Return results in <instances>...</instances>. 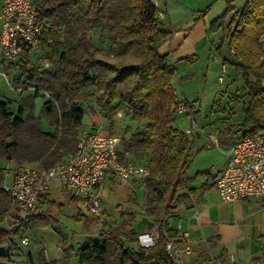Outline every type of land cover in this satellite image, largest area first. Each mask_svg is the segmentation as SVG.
I'll use <instances>...</instances> for the list:
<instances>
[{
	"label": "trees",
	"instance_id": "16d2710c",
	"mask_svg": "<svg viewBox=\"0 0 264 264\" xmlns=\"http://www.w3.org/2000/svg\"><path fill=\"white\" fill-rule=\"evenodd\" d=\"M154 1L32 0L49 65L44 67L32 57L7 64L17 73L10 81L14 91L30 88L34 96L45 94L46 99L38 115L24 116L21 106L13 109L14 100L0 98V160L16 164L26 160L45 169L55 166L74 150L84 105L93 99L108 120L122 110L134 125L121 149L118 142L119 159L149 168L142 180L141 215L148 228L156 226L155 243L139 245L137 214L124 212L112 229L86 238L72 253L75 264H169L164 240L174 232L167 220L179 203L196 201L206 187L185 183L195 141L175 124L177 67L168 54L158 51L171 31L163 27ZM235 1L225 0L224 11L209 25L211 31L221 30V44L233 51L232 60L222 62L231 64L242 83L232 100L242 103L243 117L234 130H221L219 138L230 133L232 138L256 139L264 134V0H241L238 6ZM92 29L108 35L104 51L86 36ZM188 108L194 117L197 111L189 103ZM41 117L51 128L41 127ZM6 174L0 166V264L12 263L20 250L15 238L50 223L40 212L16 217L10 229L2 227L12 208L2 188ZM38 255L37 264H54L43 250ZM68 258L61 264H71Z\"/></svg>",
	"mask_w": 264,
	"mask_h": 264
},
{
	"label": "crops",
	"instance_id": "0c3cea01",
	"mask_svg": "<svg viewBox=\"0 0 264 264\" xmlns=\"http://www.w3.org/2000/svg\"><path fill=\"white\" fill-rule=\"evenodd\" d=\"M223 2L225 0H155L156 6L163 13L160 16L163 27L171 31V36L158 47V51L168 54L177 67L175 77L184 73L190 76L193 67L200 65L205 58L209 59L212 55L215 60L220 59V67L223 71L229 63H223L222 60H232L233 51L228 49L225 43L220 42L222 32L216 38L211 37L213 33L221 30H209L211 21L225 9L226 2L219 13ZM223 46L227 48L232 58L227 56L228 54H222ZM0 67H3L1 74L10 86L7 77L3 74L7 65L0 61ZM9 70L14 71V68ZM233 75V80H237L234 73ZM0 96L5 97L1 93ZM182 99L185 100L184 97L177 96V101ZM239 104L242 108V103ZM84 108L80 130L94 127L101 134L117 136L114 132L117 123L115 117L112 120L105 118L93 99L86 103ZM242 117L240 115L239 121L232 123L218 121L216 118L207 126L201 127L199 129L201 133L195 131L188 135L195 141L190 162L204 153L205 149H209L211 144L216 148L212 156L207 159L209 168H205L200 163L202 165L186 173V185L198 189L205 185V189L197 195L196 201L190 199L179 203L175 213L167 220V225L174 235L184 236L192 247V254L186 257L188 264H214V259H220L224 264H264V195L225 202L221 200L215 186L217 176L230 160L229 148L237 139L232 138L230 133H224L219 138V132L223 129L234 130ZM110 121L113 124V131L109 130ZM6 162L7 174L4 182L8 183L18 166L12 161ZM10 165L13 167L11 168ZM8 170H11L10 173ZM143 192V183L140 179L107 178L101 189L100 212L93 215L85 210L78 196L64 191L60 182L53 180L40 197V212L50 219L49 224L54 228L57 227L58 235L61 234L62 237L58 242L60 252L52 259V263L61 264L63 258L68 256L69 263L75 264L76 259L72 253L86 238H96L102 231L112 229L121 213L134 211L137 214L134 228L138 233L143 232L148 228L147 220L141 215ZM11 210L1 224L5 229L11 227V224L6 226L7 219H11L13 223L14 211ZM14 213L17 217L26 216L24 213ZM24 236L28 237V241L25 245H21L20 239ZM15 241L20 250L9 264H37V258L35 259L32 252L26 248L30 241L28 231L15 238Z\"/></svg>",
	"mask_w": 264,
	"mask_h": 264
},
{
	"label": "built area",
	"instance_id": "2783aa9c",
	"mask_svg": "<svg viewBox=\"0 0 264 264\" xmlns=\"http://www.w3.org/2000/svg\"><path fill=\"white\" fill-rule=\"evenodd\" d=\"M162 14L160 11L159 16ZM42 37L43 27L32 0H3L0 9L2 63L7 65L20 58L35 57L39 64L48 66L46 58L36 55L44 45ZM219 80H222L221 76ZM174 110L175 113L189 111L187 101L178 100ZM117 115L122 114L118 111ZM190 118V124L183 130L187 135L196 127L194 118ZM118 142L119 137L101 134L90 127L80 130L74 150L55 166L45 169L32 163L19 164L10 181L2 186L11 198L12 210L18 214L40 213V197L56 179L64 191L81 199L87 212L99 214L101 189L107 178L143 180L149 174L147 165L119 159ZM229 154L227 166L215 181L221 200L232 202L264 195V134L256 139L250 136L236 139ZM156 237V226H152L138 234V243L144 247L152 246ZM27 241L28 237L24 236L20 244L25 245ZM164 248L169 264H188L186 257L192 254V247L184 236L165 237ZM229 260H232L231 256ZM213 263L224 264L220 259H214Z\"/></svg>",
	"mask_w": 264,
	"mask_h": 264
},
{
	"label": "rangeland",
	"instance_id": "374dc122",
	"mask_svg": "<svg viewBox=\"0 0 264 264\" xmlns=\"http://www.w3.org/2000/svg\"><path fill=\"white\" fill-rule=\"evenodd\" d=\"M241 0H236L233 5L238 6ZM2 0H0V5ZM222 3V2H221ZM225 2H223V7L219 11V13L223 10ZM221 31H217V33H211L212 38L218 37ZM86 36L91 40L99 49L105 50L109 45V38L108 35L100 31L99 29H92L86 33ZM41 49L37 52V56L42 58L44 57V53L47 50L45 46L46 43ZM215 53V52H214ZM222 54L230 56L228 50L225 46L222 47ZM217 55V54H216ZM219 57V56H218ZM217 57V58H218ZM232 58V55L230 56ZM228 58V57H227ZM37 58H33L34 62L38 63ZM47 59V58H46ZM49 61V59H47ZM220 59L215 60L213 55L207 59L205 58L201 64L196 65L191 70V75L186 76L184 73L183 78L179 80L176 76L174 79V86L176 90V94L178 97H184L185 100L192 104L194 109L197 111V114L193 117L196 127L195 131H200L199 129L203 126H207L210 121L217 118L218 121L222 122H238L240 115L243 116V113L240 112L241 105L239 103H234L232 98L237 94H240V85L241 80H233V67L228 64L224 71L221 70L220 67ZM44 66L43 64H41ZM45 67V66H44ZM0 67V93L5 96V98H10L14 100L16 103L13 106V109L16 110L18 106H21L24 110L23 115H38L39 110L43 101L46 99L45 94H39L38 96H34L32 89H25L23 91H14L7 81L5 77L1 74L4 69ZM190 73V72H188ZM16 71H10L8 67H5L4 75L7 77L8 82L10 83L11 79L16 75ZM235 74V73H234ZM218 76L222 77V80L218 79ZM91 89V88H88ZM226 89V90H225ZM0 98H3L0 96ZM88 103V102H87ZM232 107V108H230ZM230 108V111H229ZM87 109V108H86ZM189 110V108H188ZM229 111V112H228ZM122 114V110H119ZM189 111L183 113H176L175 114V124L182 130H184L190 124V115H188ZM117 114V113H116ZM225 116V117H223ZM112 120V119H111ZM115 120H117L116 126L114 127L115 134L119 137V149H121V142L123 138H126L132 131H134V125L129 122V120L122 114V116L115 115ZM41 127L43 129L51 128L48 126L47 119L41 117L40 119ZM227 123V124H228ZM109 130L113 131V124L109 125ZM201 133V132H199ZM193 134V133H192ZM190 136V134H189ZM216 151V148L211 144L209 149H205L204 153L199 154L194 160L190 162L186 173L192 172L194 169L197 168L198 165H202L205 168H209V162L207 159L212 156V153ZM22 163H32L36 165V163L29 162V161H22ZM202 163V164H200ZM17 164V166L19 165ZM7 162L6 160H0V166L6 167ZM12 168L13 165H10ZM10 169V168H9ZM11 170H8V172ZM10 173V172H9ZM12 211V210H11ZM13 223L11 219H7L6 226L11 224V227L14 224V220L17 215L13 212ZM10 227V228H11ZM61 228V225H59ZM57 227H53L51 224H47L44 226H36L32 229L28 230V236L30 241L27 245V249L32 252L34 255L33 257L38 261V252L40 250L44 251V255L49 261H53L52 259L56 258L60 252L58 242L60 239L62 240L61 234L58 235ZM58 228V229H60ZM35 229V230H33ZM137 229H139L137 227ZM146 228L144 231H147Z\"/></svg>",
	"mask_w": 264,
	"mask_h": 264
}]
</instances>
